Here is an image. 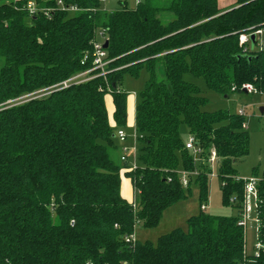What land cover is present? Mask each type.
Instances as JSON below:
<instances>
[{
    "label": "trees",
    "instance_id": "16d2710c",
    "mask_svg": "<svg viewBox=\"0 0 264 264\" xmlns=\"http://www.w3.org/2000/svg\"><path fill=\"white\" fill-rule=\"evenodd\" d=\"M27 1L0 0V264H264V180L256 255H246L237 225L244 182L234 163L249 154L245 118L202 111L206 100L184 81L186 74L202 78L222 96L249 84L264 95V0H236L224 10L217 0H139L113 12L99 0H33L52 11L48 17L29 16ZM57 1L78 12H62ZM161 15L172 19L162 22ZM257 31L262 36L253 44L239 46L241 35ZM100 38L107 42L103 71L54 88L91 70ZM141 71L147 79L135 107L136 166L130 168L120 160L114 129L127 124L123 79ZM181 126L201 150L199 163L185 149ZM211 150L221 203L237 216L200 210L185 230L155 243L126 241L137 223L157 228L192 186L203 206ZM194 170L183 187L180 172ZM122 172L132 203L120 194Z\"/></svg>",
    "mask_w": 264,
    "mask_h": 264
},
{
    "label": "rangeland",
    "instance_id": "374dc122",
    "mask_svg": "<svg viewBox=\"0 0 264 264\" xmlns=\"http://www.w3.org/2000/svg\"><path fill=\"white\" fill-rule=\"evenodd\" d=\"M236 0H218L217 4L221 10H224L233 5ZM121 3H126L128 8H134L136 6V0H107L102 4L103 10L106 12H113L120 8ZM170 15H161L162 22H166V19H171ZM3 61L0 59V68ZM159 74L162 76V70L159 69ZM147 79L145 71H141L137 78H131L125 76L122 83L123 90L128 94V111L130 112V119L132 120V112L138 103V94L142 91ZM184 81L197 87L200 91V95L206 100V104L201 109L206 113L214 112H227L230 114H237L239 110L244 111V118L247 124V133L249 135V154L247 157L237 160L234 163V169L239 179L250 180L254 177L259 180L262 179L264 174V115L260 113V109H264V95L255 94L249 95L242 91H232L227 96H222L208 89L205 81L202 78L193 77L190 74L184 75ZM28 98V97H27ZM25 99V98H24ZM22 100V99H21ZM105 104L107 108L108 118L112 125V103L110 96L105 97ZM126 140L123 144L115 140L119 153H123L122 149H127L125 157L129 162V167L134 168L136 166V141L134 135V129L129 118L127 119L126 127L120 129ZM119 129H114V133L117 134ZM180 135L184 142L189 138L185 126H181ZM117 158V155H114ZM213 177L210 178L209 192L205 202L204 213L212 216L220 217H235L237 216V210L226 207L221 203L220 183L217 178V165L212 170ZM124 173H121V182H124ZM125 190L130 194L128 184L125 185ZM132 201V193L130 196ZM200 211V202L198 200V193L195 186L191 187L189 197L172 208L164 212L161 222L158 227L152 230L145 229L141 223H137L135 226L134 236L139 242H151L155 243L156 240L169 233L174 229L185 230L186 220L190 217L196 216ZM245 239V253L247 256H253L256 254L258 247V235L256 225V213H252L248 220L246 229L244 230Z\"/></svg>",
    "mask_w": 264,
    "mask_h": 264
},
{
    "label": "built area",
    "instance_id": "2783aa9c",
    "mask_svg": "<svg viewBox=\"0 0 264 264\" xmlns=\"http://www.w3.org/2000/svg\"><path fill=\"white\" fill-rule=\"evenodd\" d=\"M107 0H99L101 4H104ZM136 3H139V0H136ZM56 7L60 9L62 12L68 13V14H75L78 12V8L75 6H65L61 1H57ZM25 11L28 13L29 16H34L35 14H43L44 16L48 17L50 13L52 12L50 9H45V8H40L39 6L36 5V3L33 0H28L25 5H24ZM262 36L261 31H257L253 34L250 35H241L239 37V46L243 47L244 45L249 43L250 36ZM104 45V39L100 38L96 42L93 43L92 46V54L90 57L91 60V70L78 75L77 77L72 78L69 81H65L54 88L57 87H63L66 88L69 82H84L86 81L87 76L94 70L100 69L103 71V69L106 67L108 64L107 61V54L106 51L103 49ZM259 47L262 48V41L259 40ZM246 49H243V52H245ZM87 58L85 57L84 61ZM84 62L81 64L83 65ZM242 92H245L246 94L249 95H255L257 94V91L253 88V86L246 84L241 87ZM38 94V93H37ZM30 97V96H29ZM27 98V97H26ZM25 98V99H26ZM24 100V98L22 99ZM238 116H241L244 118V111L239 110L237 112ZM242 129L247 131V124L244 122L242 124ZM116 139L118 140L119 143L123 144L126 140V137L124 133L119 130L116 134ZM185 149L191 154L193 162L194 163H199L200 156H201V150L196 146L195 139L191 136H189L188 140L185 142ZM120 160L121 162H126L127 158L125 157V153L127 152V149H122ZM217 156L216 152L214 150H211L209 153V158H208V165L210 169V174L208 175L209 178L213 177L212 175V170L214 166L217 165ZM197 170H194L192 172H186V171H181L180 176H181V184L183 187H187L188 185V178L190 176L196 177L197 176ZM264 180V174L262 179H258L256 177L250 179V180H243V196H242V202H241V208H240V214L239 218L237 220V225L242 228L243 230L246 229L248 220L250 218V215L252 213H256V225H257V231H258V226H259V221H258V214H257V209H258V185L260 184L261 181ZM231 203H233V200H230ZM205 205L200 207L201 211H204ZM126 241H133L135 237H129L125 238ZM261 248L260 244L258 243V247L256 250V254L258 250ZM255 254V255H256ZM125 264V263H124Z\"/></svg>",
    "mask_w": 264,
    "mask_h": 264
},
{
    "label": "crops",
    "instance_id": "0c3cea01",
    "mask_svg": "<svg viewBox=\"0 0 264 264\" xmlns=\"http://www.w3.org/2000/svg\"><path fill=\"white\" fill-rule=\"evenodd\" d=\"M218 1V0H217ZM235 2V1H234ZM235 4V3H234ZM233 4V5H234ZM233 5H229L228 8L232 7ZM219 9H221L220 7H218ZM226 8V9H228ZM171 17V16H170ZM172 19V18H171ZM170 19H168L169 21ZM166 22H167V19H166ZM112 103V102H111ZM112 105V104H111ZM112 107V112H113V106ZM107 109V108H106ZM108 111V110H107ZM134 117H135V109H134V112H132V120L130 119V112L128 111V101H127V119L129 118L130 122L132 123V126H133V129H134ZM113 125V124H112ZM124 182L125 183H122L121 182V187H120V194H121V197L126 200L128 203H132L133 200H134V195H133V190H132V187H131V184H130V181L124 176ZM128 184V187L130 189V194H128L125 190V185ZM131 193H132V201L130 199V196H131Z\"/></svg>",
    "mask_w": 264,
    "mask_h": 264
},
{
    "label": "water",
    "instance_id": "95a60500",
    "mask_svg": "<svg viewBox=\"0 0 264 264\" xmlns=\"http://www.w3.org/2000/svg\"><path fill=\"white\" fill-rule=\"evenodd\" d=\"M250 41H251L252 44L254 43V41H255V37H254L253 35L250 36ZM106 48H107V42H105L104 45H103V49L106 50ZM244 93H245V92H244ZM263 111H264V109L261 108V109H260V113L263 114Z\"/></svg>",
    "mask_w": 264,
    "mask_h": 264
}]
</instances>
